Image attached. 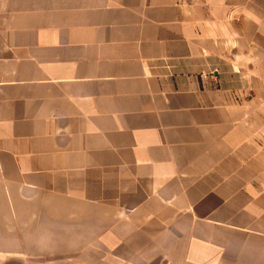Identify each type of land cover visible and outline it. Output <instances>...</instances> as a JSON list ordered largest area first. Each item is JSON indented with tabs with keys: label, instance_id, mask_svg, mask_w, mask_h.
<instances>
[{
	"label": "crops",
	"instance_id": "0c3cea01",
	"mask_svg": "<svg viewBox=\"0 0 264 264\" xmlns=\"http://www.w3.org/2000/svg\"><path fill=\"white\" fill-rule=\"evenodd\" d=\"M0 264H264V0H0Z\"/></svg>",
	"mask_w": 264,
	"mask_h": 264
}]
</instances>
